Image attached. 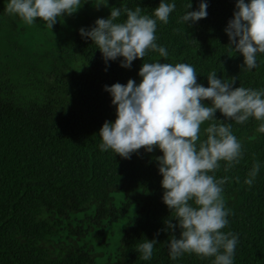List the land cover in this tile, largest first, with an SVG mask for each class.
Masks as SVG:
<instances>
[{"label": "trees", "instance_id": "obj_1", "mask_svg": "<svg viewBox=\"0 0 264 264\" xmlns=\"http://www.w3.org/2000/svg\"><path fill=\"white\" fill-rule=\"evenodd\" d=\"M8 2L0 0V264H99L112 241L113 257L100 264H212L214 257L169 255L170 233L163 229L172 214L163 202L161 150L142 148L124 159L100 150L99 132L117 118L105 86L129 79L139 84L144 62L190 64L205 87L207 74L216 71L218 78H235L234 87L264 89V53L257 54V67L242 70L243 55L228 46L225 28L237 0H205L207 17L187 24L178 21L201 0H165L176 7L167 24L157 21L155 35L168 57L150 50L131 68L121 67L122 57L106 64L80 29L108 18L112 7L139 5L152 15L161 0L104 1L99 9L81 0L79 10L59 17L52 29L39 18L27 26L7 14ZM125 19L122 13L117 22ZM216 118L232 125L243 152L230 170L220 161L215 172L218 179L229 177L222 196L231 211L221 231L238 236L233 264H264V133L256 131L255 118L237 124L219 110ZM209 123L201 125V140ZM256 161L259 173L249 186L244 181ZM132 206L124 226L109 230ZM144 239L157 240L147 261L136 250Z\"/></svg>", "mask_w": 264, "mask_h": 264}, {"label": "clouds", "instance_id": "obj_2", "mask_svg": "<svg viewBox=\"0 0 264 264\" xmlns=\"http://www.w3.org/2000/svg\"><path fill=\"white\" fill-rule=\"evenodd\" d=\"M93 3L97 9L107 6L104 0ZM80 7L81 0H10L5 12L28 25L39 18L52 29L59 17L70 16ZM175 7V3L161 0L152 15L142 14L139 5L135 10L112 7L108 18H98L95 26L81 28L80 34L93 41L106 64L122 57L121 67L131 68L134 60H143L150 50L166 59L168 51L156 43L157 21L167 24ZM207 7L201 0L198 10L186 11L178 23L206 18ZM190 8L191 3L187 5ZM122 13L126 19L117 22ZM225 32L229 48L244 57L242 70L257 67V54L264 53V0H237L234 18ZM139 76V84L129 79L126 85L105 86L113 97L117 118L103 124L99 148L103 152L111 149L124 159L142 148L149 153L159 148L163 155L156 159L163 177V202L172 214L163 229L170 233L171 259L187 253L214 257L212 264H233L238 236L221 231L229 224L231 211L222 196L229 177L218 179L215 172L220 161L226 162L225 171L230 170L240 162L243 152L232 125L217 119L216 112L237 124L255 118L260 122L256 131L264 133V89L234 87L235 78L231 82L218 78L216 71L207 74L209 86L205 87L197 82L195 68L187 63L144 62ZM206 121L211 123L204 129L206 139L201 140V125ZM259 169L256 161L244 183L251 186ZM236 180L239 182V177ZM177 227L179 237L175 235ZM156 244L155 239L139 243L136 250L140 258L151 259Z\"/></svg>", "mask_w": 264, "mask_h": 264}, {"label": "rangeland", "instance_id": "obj_3", "mask_svg": "<svg viewBox=\"0 0 264 264\" xmlns=\"http://www.w3.org/2000/svg\"><path fill=\"white\" fill-rule=\"evenodd\" d=\"M91 1H93V0H91ZM104 1H109V2L115 4L119 0H104ZM25 25L30 26V25H28L26 23H25ZM135 208H136L135 206H132L131 209H130V211H129V213L125 217H123L120 220V222L113 224L112 227L109 228V230L110 229L111 230H113V229L116 230L119 227L120 228L123 227L124 224H125V222L128 220V218H130L134 214ZM115 235L118 237L119 236V231H117ZM115 250H116V245H115L114 241H112L111 244L108 247L104 248L105 254H104V256L102 258H99L98 259V263L100 264V263L106 261L107 259L112 258L113 255H114V253H115Z\"/></svg>", "mask_w": 264, "mask_h": 264}]
</instances>
